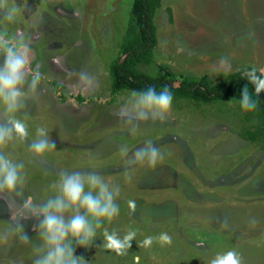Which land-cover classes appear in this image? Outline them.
<instances>
[{"label":"rangeland","instance_id":"rangeland-1","mask_svg":"<svg viewBox=\"0 0 264 264\" xmlns=\"http://www.w3.org/2000/svg\"><path fill=\"white\" fill-rule=\"evenodd\" d=\"M133 0H8L15 22L0 32L24 34L32 67L46 77L39 96L16 117L28 137L3 149L24 164L23 195L0 194V264H33L41 217L26 211L55 195L62 174L98 173L119 185L118 217L97 229L91 247L76 245L86 264H209L235 250L243 264H264V133L238 101L201 103L173 98L164 121L140 122L135 135L120 115L132 91L111 93L110 63L120 45ZM153 61L138 70L181 80L211 83L245 67L264 68V0H161L154 15ZM224 58L228 65H221ZM95 77L89 92L77 88L79 74ZM3 105H0V109ZM44 127L54 150L29 151ZM151 141L163 153L156 165L129 167L131 155ZM130 176V180L126 177ZM26 200L30 203L25 205ZM134 201L133 211L128 206ZM255 221V223H253ZM19 225L29 238H19ZM105 229L123 238L135 232L124 254L108 248ZM167 233L172 243L158 237ZM152 237L151 245L143 241ZM138 258V259H137Z\"/></svg>","mask_w":264,"mask_h":264},{"label":"clouds","instance_id":"clouds-1","mask_svg":"<svg viewBox=\"0 0 264 264\" xmlns=\"http://www.w3.org/2000/svg\"><path fill=\"white\" fill-rule=\"evenodd\" d=\"M15 15L16 9L9 7L8 0H0V21L14 23ZM220 63L222 66L228 65L224 58ZM242 77L253 85L255 98L249 92L248 85H245L239 99L240 107L244 111L252 112L258 107L257 97L264 92V68H252L245 71ZM45 78L39 67H32V50L24 34L17 31L15 35L9 36L0 32V105H3L0 109V194L23 195L26 185L24 164L13 161L3 149L17 137H28L27 125L15 114L25 110L29 101L38 98L41 81ZM94 86L93 75L86 72L79 74V90L89 92ZM121 99L123 104L120 115L128 126L129 133L135 135L140 122H164L169 117L173 94L167 85L160 91L150 86L142 91H132ZM37 137L29 145V151L34 155L40 156L56 148L46 128H38ZM120 151L127 157L126 164L129 167L145 163L154 166L164 158L163 153L151 141L136 148L131 155L128 154L126 146H121ZM130 179V176L126 177V180ZM52 187L56 191L55 195H50L31 208H25L41 217L37 231L41 244L35 246L37 255L33 264H86L82 257L75 254L74 243L84 248L91 247L103 221L106 219L111 222L118 217L120 208L117 198L120 196V187L110 186L96 172L86 175L65 172ZM29 203L26 200L25 205ZM128 206L133 211L136 208L134 201H129ZM17 229L20 230L19 238L29 242L19 225H12V230L9 231ZM8 235V231L0 234V240H7ZM103 235L107 241L106 246L120 254L130 249L135 238V232H129L121 238L115 230L109 232L106 229ZM158 239L166 244L172 243V237L167 233H162ZM152 241V237H147L143 243L148 246ZM209 264H243V261L238 252L229 250L216 254L209 260Z\"/></svg>","mask_w":264,"mask_h":264},{"label":"trees","instance_id":"trees-1","mask_svg":"<svg viewBox=\"0 0 264 264\" xmlns=\"http://www.w3.org/2000/svg\"><path fill=\"white\" fill-rule=\"evenodd\" d=\"M161 0H133L129 11V21L120 45V56L109 66L111 78V93L122 91H142L154 86L160 91L167 85L173 98L186 99L201 103L238 101L242 89L248 85V90L255 98L254 87L246 78L245 67L235 72L224 74L218 81L211 83L207 77L198 81L181 80L178 85L168 74L149 75L138 70V66H148L153 61V50L157 44L154 15L160 7ZM258 107L255 111L247 112L250 117L259 119L260 133H264V92L260 93Z\"/></svg>","mask_w":264,"mask_h":264}]
</instances>
